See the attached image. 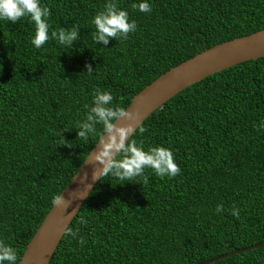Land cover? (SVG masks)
<instances>
[{
    "label": "trees",
    "instance_id": "16d2710c",
    "mask_svg": "<svg viewBox=\"0 0 264 264\" xmlns=\"http://www.w3.org/2000/svg\"><path fill=\"white\" fill-rule=\"evenodd\" d=\"M41 2L51 11L50 31L73 23L80 28L72 49L52 38L36 48L30 19L0 20V241L16 249V263L104 132L97 124L87 140L76 136L95 90L110 91L113 105L125 108L170 67L264 28V0H150V12L132 8L134 0H118L136 31L102 45L92 39L91 18L105 0ZM261 122L264 56L182 89L128 138L145 148L170 147L180 172L161 178L146 169V184L101 175L67 226L86 243L64 232L48 264H195L260 242ZM233 206L238 217L231 215ZM207 264H264V245Z\"/></svg>",
    "mask_w": 264,
    "mask_h": 264
},
{
    "label": "clouds",
    "instance_id": "9594fccd",
    "mask_svg": "<svg viewBox=\"0 0 264 264\" xmlns=\"http://www.w3.org/2000/svg\"><path fill=\"white\" fill-rule=\"evenodd\" d=\"M131 7L140 12L151 11L150 0H134ZM50 15V8L41 0H0V20L15 22L28 18L34 23L35 32L31 38L34 47L40 48L52 38L67 50L72 49L79 37V25L73 23L71 28L60 27L58 30L50 31ZM91 24L95 27L92 39L102 45H107L110 38H126L137 28L136 21L129 18L128 11L119 6L118 0H105L103 9L97 11L91 18ZM85 72L91 74L92 66L86 65ZM112 101L113 95L110 91L95 90L92 104L88 107L85 118L75 128L76 136L84 140L96 132L97 124L102 125L107 133V138L101 141L98 149V151L102 149L103 159L95 158L101 167L98 175L96 171L93 172V178L100 179L101 175H109L124 183L137 181L134 178L139 177L146 184L148 182L146 169H151L156 176L161 178L176 176L180 172V167L175 162L171 148L159 144L145 148L142 141L139 143L135 140L129 141L128 137L136 130L133 124L120 126L115 121L122 115L128 117L129 120H135L138 115L133 111L113 105ZM260 128L264 129V122H261ZM139 130L142 132L143 128ZM116 153L120 154V158H115ZM52 203L53 205L64 204L66 208L71 201L60 194L53 198ZM222 210L223 204H217L215 212L221 213ZM231 215L239 216L238 207H232ZM80 223H87V221L81 217ZM65 234L77 239L81 245L86 243L84 238L78 236L77 231L72 228H66ZM16 261V249L0 241V264H16Z\"/></svg>",
    "mask_w": 264,
    "mask_h": 264
},
{
    "label": "water",
    "instance_id": "95a60500",
    "mask_svg": "<svg viewBox=\"0 0 264 264\" xmlns=\"http://www.w3.org/2000/svg\"><path fill=\"white\" fill-rule=\"evenodd\" d=\"M261 56H264V28L207 47L170 67L132 96L124 109L137 113L135 120H129L128 117L122 115L116 119L115 123L120 126L132 123L137 129L149 114L187 86L224 68ZM104 138H107L105 131L58 194H62L71 203L66 208L64 204L53 205L52 203L16 264L49 263L67 226L98 180V178H93V172L96 171L98 175L101 167L95 158L103 159V151L102 149L98 151V149ZM263 245L264 239L245 247L233 248L195 264H207Z\"/></svg>",
    "mask_w": 264,
    "mask_h": 264
}]
</instances>
